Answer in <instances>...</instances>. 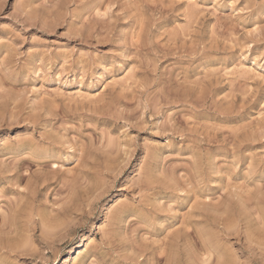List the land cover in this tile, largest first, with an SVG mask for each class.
<instances>
[{"label":"rangeland","instance_id":"374dc122","mask_svg":"<svg viewBox=\"0 0 264 264\" xmlns=\"http://www.w3.org/2000/svg\"><path fill=\"white\" fill-rule=\"evenodd\" d=\"M221 262L264 264V0H0V264Z\"/></svg>","mask_w":264,"mask_h":264},{"label":"bare ground","instance_id":"6f19581e","mask_svg":"<svg viewBox=\"0 0 264 264\" xmlns=\"http://www.w3.org/2000/svg\"><path fill=\"white\" fill-rule=\"evenodd\" d=\"M85 236V235H84ZM88 238V237H87ZM211 257V256H210ZM221 264H223V262H221Z\"/></svg>","mask_w":264,"mask_h":264}]
</instances>
